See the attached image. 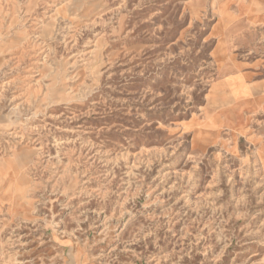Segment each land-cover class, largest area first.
Segmentation results:
<instances>
[{
    "label": "rangeland",
    "instance_id": "rangeland-1",
    "mask_svg": "<svg viewBox=\"0 0 264 264\" xmlns=\"http://www.w3.org/2000/svg\"><path fill=\"white\" fill-rule=\"evenodd\" d=\"M0 264H264V0H0Z\"/></svg>",
    "mask_w": 264,
    "mask_h": 264
}]
</instances>
